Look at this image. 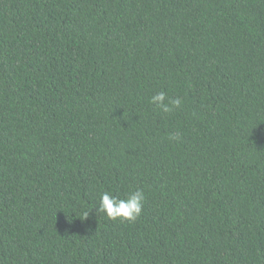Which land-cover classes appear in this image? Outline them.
<instances>
[{"label": "trees", "instance_id": "16d2710c", "mask_svg": "<svg viewBox=\"0 0 264 264\" xmlns=\"http://www.w3.org/2000/svg\"><path fill=\"white\" fill-rule=\"evenodd\" d=\"M0 264H264V0H0Z\"/></svg>", "mask_w": 264, "mask_h": 264}, {"label": "clouds", "instance_id": "9594fccd", "mask_svg": "<svg viewBox=\"0 0 264 264\" xmlns=\"http://www.w3.org/2000/svg\"><path fill=\"white\" fill-rule=\"evenodd\" d=\"M150 103L167 113L173 107H179L181 100H171L164 91H160L151 97ZM144 199L145 194L142 190L131 192L125 199H120L105 191L100 196L99 207L96 210L113 221H135L142 213Z\"/></svg>", "mask_w": 264, "mask_h": 264}]
</instances>
